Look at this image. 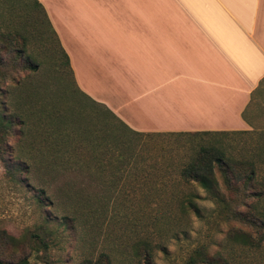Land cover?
I'll return each instance as SVG.
<instances>
[{
	"label": "rangeland",
	"instance_id": "374dc122",
	"mask_svg": "<svg viewBox=\"0 0 264 264\" xmlns=\"http://www.w3.org/2000/svg\"><path fill=\"white\" fill-rule=\"evenodd\" d=\"M33 3L0 0V258L90 264L87 259L95 263L107 251L116 264H148L134 247L147 244L155 247L152 264H185L194 247L225 242L230 229L244 227L220 219L211 193L181 178L180 167L192 149L213 140L224 142L237 157L248 156L254 134L147 135L125 129L103 105L76 91L72 81L57 78L64 71L63 54L46 21L37 22L42 16ZM27 58L39 64L37 70L26 67ZM254 99L247 111L254 123L250 130H261L264 84ZM68 123L85 130L86 144L101 146L90 171L71 167L76 160L52 156L54 148L72 145L68 139L35 148L36 139L51 140L49 134L61 133ZM103 133L108 134L99 138ZM103 146L112 152L104 159ZM18 163L23 170L15 168ZM46 165L53 175H47ZM67 189L90 194L92 207L76 211ZM228 243L225 250L238 264H264V256H253L240 242L234 241L235 248Z\"/></svg>",
	"mask_w": 264,
	"mask_h": 264
},
{
	"label": "crops",
	"instance_id": "0c3cea01",
	"mask_svg": "<svg viewBox=\"0 0 264 264\" xmlns=\"http://www.w3.org/2000/svg\"><path fill=\"white\" fill-rule=\"evenodd\" d=\"M38 1L79 88L132 130L253 128L264 0Z\"/></svg>",
	"mask_w": 264,
	"mask_h": 264
},
{
	"label": "trees",
	"instance_id": "16d2710c",
	"mask_svg": "<svg viewBox=\"0 0 264 264\" xmlns=\"http://www.w3.org/2000/svg\"><path fill=\"white\" fill-rule=\"evenodd\" d=\"M34 6L40 11L42 16L37 20L41 25L46 21L47 28L50 30L54 38L57 40V44L60 47V52L63 54L64 71L62 75H58L57 78L67 79L72 81L74 89L79 91L90 100L100 105H103L108 112L124 126L125 129L137 133L151 135L153 133H141L132 130L124 121H122L112 110L106 107L86 95L79 88L74 71L70 63L69 55L62 48L56 31L54 30L52 23L48 17V14L44 6L38 1L34 0ZM42 33L45 34L44 27ZM21 56V54H20ZM2 60L0 57V65ZM26 67L37 70L38 63L31 62L30 58L26 60ZM67 69L68 71H65ZM264 81L262 82V85ZM36 89H40L38 86ZM261 88V86H260ZM258 88V90L260 89ZM257 90V91H258ZM256 91V92H257ZM254 92V95L255 93ZM36 93V92H35ZM37 94V93H36ZM255 99L252 101V105H255ZM244 117L253 124V121L244 114ZM4 122V120L2 119ZM64 126L61 133L54 132L49 134L52 139L38 138L35 140V148L40 146L43 141H51L55 146H58L61 141H70L71 146L68 145L65 149H53L52 156H61L68 158V161L74 162L70 165L78 170H91L94 159L96 157L95 148L100 149V145L86 144V140L90 141V137H85V130L78 129L76 126ZM7 128V126H6ZM256 128V127H254ZM184 134H210L215 136H228L231 134H254L249 140L254 141L253 151L248 156L237 157L233 152L224 146L222 141H210L206 144H199L196 148L192 149L189 159L180 167L181 178L188 181H196L205 190L211 193L218 206V217L224 221H236L241 223L242 228H232L228 232V240L223 242L218 240L212 244L203 243L194 247L188 257L185 264H238L236 257L225 250V244L234 247V241L240 242L243 250L252 253L255 257L264 256V128L261 130H223V131H201V132H181ZM108 133H103L99 138L103 139ZM48 135V134H47ZM68 139V140H67ZM248 140V141H249ZM252 143V142H251ZM246 144V143H245ZM98 146V147H96ZM104 150H101L103 159L110 155L112 152L108 146H103ZM129 149V148H128ZM35 151V150H34ZM36 152V151H35ZM22 156V155H19ZM123 157V154L120 155ZM41 164V163H40ZM105 165V164H104ZM36 166V165H35ZM34 166V167H35ZM42 165L40 167H43ZM48 168L47 175H53L51 172V166L46 165ZM15 168L17 170H23L24 166L18 163ZM50 170V171H49ZM67 194L70 195L71 200L76 205V211L85 212L86 208L92 207L93 197L90 194H86L83 190L78 192L71 189H67ZM41 202V200H40ZM186 203L199 211L198 206L192 200H186ZM70 218V217H69ZM70 220H73L71 218ZM213 244L217 245V248H213ZM145 249H139L136 247L139 256H144L148 264H152L154 257V249L150 245L145 244ZM97 259L98 261L93 263L92 259H87L90 264H116L113 260L112 254L107 251H102ZM0 264H21L6 262L0 258Z\"/></svg>",
	"mask_w": 264,
	"mask_h": 264
}]
</instances>
